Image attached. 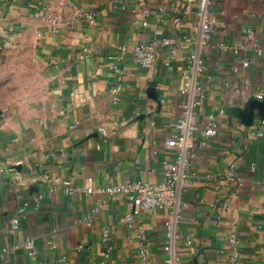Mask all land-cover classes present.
Here are the masks:
<instances>
[{
    "label": "crops",
    "instance_id": "obj_1",
    "mask_svg": "<svg viewBox=\"0 0 264 264\" xmlns=\"http://www.w3.org/2000/svg\"><path fill=\"white\" fill-rule=\"evenodd\" d=\"M196 2L0 0V49L17 52L25 79L0 111V264L164 258L162 210L141 211L128 224L122 192L85 189L161 180L162 162L176 154L166 140L182 114V35L196 42ZM214 5L223 13L211 43L227 47H198L204 99L195 120L213 114L218 134L180 186L176 250L181 264H230L234 233V264H264V51L253 44L264 47V0ZM163 37L176 52H162L149 68L116 59L122 44ZM24 200L27 214L13 230Z\"/></svg>",
    "mask_w": 264,
    "mask_h": 264
},
{
    "label": "built area",
    "instance_id": "obj_2",
    "mask_svg": "<svg viewBox=\"0 0 264 264\" xmlns=\"http://www.w3.org/2000/svg\"><path fill=\"white\" fill-rule=\"evenodd\" d=\"M196 13L198 17V35L196 42H191V37L182 35V42L188 46L186 52V64L181 72L182 84L179 89L183 101L181 104L182 114L177 116L171 123V134L166 140L169 147L175 148L176 154L172 160H164L161 165V180L158 181H131L120 186H110L105 188L85 189L86 194L93 192H106L113 196L117 192H122L126 196L127 213L124 220L129 224L134 215L144 210H162L165 214L164 228L165 237L162 244L164 258L156 264H181V258L176 250V235L174 231L175 219L178 217V202L180 199L179 189L184 180L188 177L189 167L197 158L201 148L210 142L218 134V126L213 114H208L203 122L195 120V114L202 105L204 94L197 81L203 70V56L198 47L206 46L210 48L226 49L225 44L211 43V37L217 26L218 17L223 13L214 5V0H196ZM92 19L94 13L88 14ZM51 23H55L57 16H50ZM245 34L253 37L250 30H244ZM254 46L259 51H264V47L255 39ZM120 55L116 59H129L142 69L151 67L158 56L166 51L173 55L176 47L166 38H152L140 41L132 46L122 44L118 47ZM112 58V57H110ZM168 64V62H166ZM247 64L243 63L242 67ZM237 70V67H234ZM248 85L244 90H248ZM256 99H262V95L254 93ZM76 192L78 190H75ZM39 198H36L37 205ZM29 207L28 200L21 202L17 212L18 217L12 220V229L18 228V221L27 214ZM98 207L94 208L97 211ZM104 238L108 236V230L102 232ZM231 247L230 264H234L237 255L236 246L238 240L234 233L228 237ZM139 253L142 258H147L146 244L142 243Z\"/></svg>",
    "mask_w": 264,
    "mask_h": 264
},
{
    "label": "rangeland",
    "instance_id": "obj_3",
    "mask_svg": "<svg viewBox=\"0 0 264 264\" xmlns=\"http://www.w3.org/2000/svg\"><path fill=\"white\" fill-rule=\"evenodd\" d=\"M17 52L12 48L0 49V111L17 98V92L25 79L20 77L21 67L17 62Z\"/></svg>",
    "mask_w": 264,
    "mask_h": 264
}]
</instances>
